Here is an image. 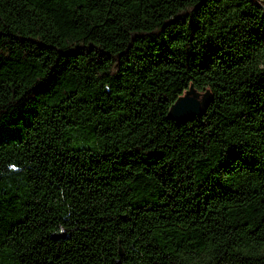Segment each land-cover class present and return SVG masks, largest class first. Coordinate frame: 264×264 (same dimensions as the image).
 Returning <instances> with one entry per match:
<instances>
[{"label":"trees","instance_id":"1","mask_svg":"<svg viewBox=\"0 0 264 264\" xmlns=\"http://www.w3.org/2000/svg\"><path fill=\"white\" fill-rule=\"evenodd\" d=\"M0 264H264V2L0 0Z\"/></svg>","mask_w":264,"mask_h":264},{"label":"water","instance_id":"2","mask_svg":"<svg viewBox=\"0 0 264 264\" xmlns=\"http://www.w3.org/2000/svg\"><path fill=\"white\" fill-rule=\"evenodd\" d=\"M203 113V103L194 92L191 86L185 95L180 98L172 107L171 118L178 121L191 120L201 116Z\"/></svg>","mask_w":264,"mask_h":264},{"label":"rangeland","instance_id":"3","mask_svg":"<svg viewBox=\"0 0 264 264\" xmlns=\"http://www.w3.org/2000/svg\"><path fill=\"white\" fill-rule=\"evenodd\" d=\"M260 1L264 2V0H260Z\"/></svg>","mask_w":264,"mask_h":264}]
</instances>
